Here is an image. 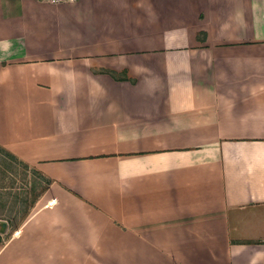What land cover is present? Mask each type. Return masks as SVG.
<instances>
[{
    "label": "crops",
    "instance_id": "1",
    "mask_svg": "<svg viewBox=\"0 0 264 264\" xmlns=\"http://www.w3.org/2000/svg\"><path fill=\"white\" fill-rule=\"evenodd\" d=\"M0 148V264H264V0H0Z\"/></svg>",
    "mask_w": 264,
    "mask_h": 264
},
{
    "label": "rangeland",
    "instance_id": "2",
    "mask_svg": "<svg viewBox=\"0 0 264 264\" xmlns=\"http://www.w3.org/2000/svg\"><path fill=\"white\" fill-rule=\"evenodd\" d=\"M34 164H26L0 148V245L14 236L44 204L45 179Z\"/></svg>",
    "mask_w": 264,
    "mask_h": 264
},
{
    "label": "built area",
    "instance_id": "3",
    "mask_svg": "<svg viewBox=\"0 0 264 264\" xmlns=\"http://www.w3.org/2000/svg\"><path fill=\"white\" fill-rule=\"evenodd\" d=\"M39 1L50 4V5H57V4H62V3H75L78 0H39Z\"/></svg>",
    "mask_w": 264,
    "mask_h": 264
}]
</instances>
